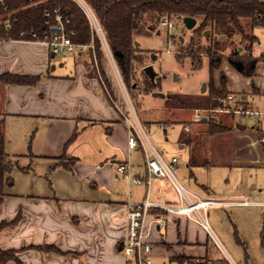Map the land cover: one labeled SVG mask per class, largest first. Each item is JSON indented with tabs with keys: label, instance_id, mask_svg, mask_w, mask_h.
<instances>
[{
	"label": "crops",
	"instance_id": "crops-1",
	"mask_svg": "<svg viewBox=\"0 0 264 264\" xmlns=\"http://www.w3.org/2000/svg\"><path fill=\"white\" fill-rule=\"evenodd\" d=\"M52 58L48 47L43 44L0 40V75L11 73L39 77L33 86L0 84V124L4 123L5 132L9 118L47 120L46 140L40 158H46L43 162H50L48 168L52 172L50 175H53L48 187L43 183H39V186L26 183L21 192L12 193L11 189L9 195L0 200V224L8 223L0 231V249L16 252V260L6 264H127L119 247L126 236L129 205L142 204L146 199L158 204L178 205L179 196L168 179L153 178L150 185L136 184L118 173L115 164L130 163L133 176L147 179L145 150L140 146L130 149L128 145L131 131L125 123L128 112L121 108L125 106L122 93L116 91L119 106L113 110L102 81L101 84L90 76L89 67L76 64L75 69L79 68V72L76 70L75 76L56 74V68L51 67L49 62ZM258 68L259 64L252 77H245L236 70L243 79L233 82L228 72L234 68L227 59H223L221 67L213 71V91L224 90L227 92L225 94L233 95L240 93L242 95L237 97L248 102L247 94L261 93L263 84L247 85L248 79L257 76ZM222 77H225V83ZM110 85L113 89V85ZM89 121L92 122L90 126L113 124L107 127L109 131L105 133V141L110 149L97 151L95 145L86 144L88 149L83 153L78 149L67 150L75 132L79 136L89 130L85 126L81 134L79 122ZM227 121L230 123L227 126L240 132L243 138L247 137L248 133H243L247 127L242 131L237 128L241 123ZM207 123L210 122L201 124ZM185 130L190 132L189 128ZM134 153H142L143 160L134 158ZM62 156L71 159L70 163L62 162L70 165V169L50 160ZM250 164L264 167L261 158L257 159L252 154ZM189 167L193 171L200 166L192 167L189 161ZM89 186L93 190L107 187L108 191L105 196H93L91 191L85 190ZM185 186L203 199L206 198L202 192L209 197L207 199H211L205 186H201L202 192ZM187 223L196 225L214 241L199 224L179 217L171 220L163 236H153L152 254L157 252L154 246L169 245L172 248L181 238L188 245V237L183 238L180 233L181 226ZM176 232L177 240L174 238ZM216 242L221 248L217 239ZM190 244L193 245V241ZM48 247L53 250H46Z\"/></svg>",
	"mask_w": 264,
	"mask_h": 264
},
{
	"label": "rangeland",
	"instance_id": "rangeland-1",
	"mask_svg": "<svg viewBox=\"0 0 264 264\" xmlns=\"http://www.w3.org/2000/svg\"><path fill=\"white\" fill-rule=\"evenodd\" d=\"M90 8L95 13L91 6ZM96 18L105 36V41L98 40L101 44V68L98 67L95 57V62L91 59V55L95 56L93 51L85 52L83 55L77 53L73 56H56L52 60L49 59L51 67L56 68V74L65 76H75L76 70L79 72V68L75 69L76 64L89 67L91 74L94 75L93 78L104 82L102 87L113 110L119 106L116 102H118L117 93L120 91L125 103V106L122 105L121 108L128 112L133 124L136 125L133 117L135 113L137 121L145 128L144 131L151 142L164 153L166 159L179 160L177 177L197 192H202L200 188L205 186L209 189L210 200L220 203V206L207 211V217L212 234L223 250L196 225L187 223L181 226L180 233L183 238L188 237V245H185L187 243L181 238V241L172 245L169 250L165 246H154L157 252L152 254L153 264H210V261L221 260L236 264H264V206L260 205L264 204V167L250 164L252 140L247 141L240 136V132L226 126L230 125L227 119L223 127H219L215 125L220 124L214 122V125H211L212 122L201 124L195 118L198 111L212 106V95L227 93L224 90L213 92L208 59L204 57L203 65L199 69H194L189 59L181 64L177 60L178 40L168 42L171 34L161 26L160 35L152 33L149 36L137 38L143 52V61L141 64H135L136 79L127 84L116 61L113 63L110 59L113 57L112 50L98 15ZM87 21L91 29L96 27V22L92 23V27L89 20ZM174 34L183 35L185 42L182 44H185L191 38L192 31L182 32L178 29ZM253 34L258 38L254 46V54L259 57L264 52V27L254 28ZM239 51L243 52L240 49ZM153 54L158 57L154 62L151 60ZM225 54L229 55L230 51H226ZM150 65H153L159 78L155 85L148 87L145 83L144 69ZM228 75L233 82L243 79L235 69L229 71ZM162 76L166 78L162 79ZM257 83L263 84L261 93L247 94V101L264 112V60L259 63L257 76L247 80V85ZM204 84H207L205 93L202 92ZM156 92H162L165 97H154L153 93ZM239 95L242 94L238 93L235 96ZM235 123L248 126V129L252 127L249 119L237 118ZM47 124L45 119L41 121L34 118L8 119L4 135L6 152L15 161L12 174L15 186L12 188V193L21 192L22 186L26 183L30 186L33 184L39 186V183H43L45 187H48L49 180L50 182L51 179L53 180V175H50L52 172L48 168L50 162H43L46 158H40L43 156ZM90 125H92L90 121L79 122L80 132L85 126H88L89 130L77 136V140L73 139V136V141L68 143L67 150L78 149L83 153L88 149L86 144L95 145L97 151L110 149L105 141V133L107 127L113 124ZM213 127L219 128L213 130ZM185 128H189L190 132H186ZM247 132L251 133L247 129L243 133L247 134ZM80 136L82 137L79 138ZM191 139L193 144H190ZM194 151L201 153L200 160L205 159L210 162V166L204 165L191 171L189 161ZM133 156L140 160L142 153H134ZM50 160L71 162L67 156ZM101 164L104 163H99ZM85 190L91 191L93 196H105L108 191L107 187L93 190L90 186ZM205 195H203L204 198H209ZM245 202L248 206L243 204ZM177 236L176 232L174 236L176 240ZM192 241L193 245L190 244ZM177 257H184V260L177 262Z\"/></svg>",
	"mask_w": 264,
	"mask_h": 264
},
{
	"label": "trees",
	"instance_id": "trees-1",
	"mask_svg": "<svg viewBox=\"0 0 264 264\" xmlns=\"http://www.w3.org/2000/svg\"><path fill=\"white\" fill-rule=\"evenodd\" d=\"M86 1L95 10L103 25L113 57L127 84L136 79L135 64H141L143 61L141 47L136 46L137 38L149 36L158 31L161 32V23L165 19L172 20L176 26V31L180 29L182 32L187 30L183 23L185 18L191 17L196 20L197 25L192 30L191 38L187 43L182 44L181 37L184 38L183 35L176 36L174 33L171 36L169 35L168 42L178 40L177 60L181 64L189 59L193 63V68L199 69L203 65L204 57L208 59L211 87L213 86V71L221 67L223 59H227L228 63L245 77L254 76L257 65L264 60L254 54V46L258 38L253 34L254 28L264 27V0ZM4 5L7 9L4 10V6L0 5V14L8 15L14 21L13 38H18L22 31H35L42 37L44 33L50 31L46 21L50 19L54 23L55 10L60 8L64 21L67 19L70 21L66 23V29L69 33H74L72 36L74 43L90 45L94 38L95 58L98 67L101 68L99 38L94 35L85 14L71 0H36L34 3L29 0H5ZM46 13H50V18L46 17ZM206 31L210 32L208 38L204 37ZM221 37L223 38L221 39ZM236 38H239V41H236ZM240 48H243L242 53H246H240ZM226 51H230V54L226 55ZM95 58L91 55L93 62H95ZM90 76L94 77L93 73ZM144 78L146 86L149 87L153 84L146 74ZM38 81L39 77L11 73L0 75L2 86H33ZM222 82L225 83V77H222ZM212 123L211 125H214ZM215 126L223 127V125ZM219 127H213V130ZM77 136L78 132H75L73 139ZM193 143L191 139L190 144ZM200 157L201 153L194 151L190 160L192 167L209 165L208 161H205V159L202 161ZM58 163L70 169V165L62 162ZM14 164L15 161L6 152L4 123L1 122L0 200L8 196L9 191L15 185L12 176ZM7 226L8 223L0 224V231ZM165 248L169 250L171 247L165 245ZM46 250L53 249L48 247ZM15 253L14 251H2L0 249V263L6 264L9 261L16 260ZM182 260H184V257L176 258L177 262ZM210 262V264H229L225 260Z\"/></svg>",
	"mask_w": 264,
	"mask_h": 264
},
{
	"label": "built area",
	"instance_id": "built-area-1",
	"mask_svg": "<svg viewBox=\"0 0 264 264\" xmlns=\"http://www.w3.org/2000/svg\"><path fill=\"white\" fill-rule=\"evenodd\" d=\"M34 3L36 0H29ZM85 14L93 27L96 22V27H93L94 35L105 41V36L97 22L95 13L91 10L90 5L85 0H71ZM5 0H0V5H4ZM56 17L54 23L46 21V25L50 27V31L44 33L41 37L37 32H24L19 34L18 38L12 37L14 21L10 16L0 14V40H16L24 43H40L48 47L50 53L56 56H73L75 54L82 55L85 52H95L94 38L90 45L76 44L72 40L74 33H69L66 29L61 9L55 10ZM46 17L50 18V13H46ZM66 18V16H64ZM161 26L168 30L172 35L176 32V26L170 19H165ZM6 35L5 37H2ZM113 58V57H112ZM111 59L114 63V59ZM112 63V66H114ZM212 106L210 108L200 110L195 115L199 123L214 122L224 124L225 120L229 119L235 123L237 118L249 119L252 122V127L247 130L245 139L251 141V154L255 158H261L264 165V112L259 108L253 107L249 102L244 101L231 93L224 95L212 96ZM136 125L133 124L129 117H126L125 123L129 126L131 135L128 145L130 149L141 147L145 150L147 159V179L144 180L137 175H132L130 163L115 164L119 174L126 177L136 184L145 183L151 184L153 178L168 179L174 186L178 196V205L158 204L146 199L142 204H131L126 214V236L121 244V252L125 255L127 264H153V236L155 234H165L169 228L172 219L186 217L189 221L199 224L210 236L214 238L212 230L207 218V211L217 205L219 202L203 199L199 194L187 188L177 177L176 171L179 169V160L173 158L166 159L164 154L159 151L151 142L148 134L144 131V127L137 121L136 114L133 113ZM248 206V203H243ZM264 206V204H260ZM163 236V235H162ZM217 243V242H216ZM229 264H236L232 261Z\"/></svg>",
	"mask_w": 264,
	"mask_h": 264
},
{
	"label": "water",
	"instance_id": "water-1",
	"mask_svg": "<svg viewBox=\"0 0 264 264\" xmlns=\"http://www.w3.org/2000/svg\"><path fill=\"white\" fill-rule=\"evenodd\" d=\"M183 23H184L185 28H186L188 31H192V30L196 27V25H197L196 20L193 19V18H191V17H187V18H185V19L183 20ZM160 34H161V32L158 31V32H157V35H160ZM209 35H210V32H209V31H206V32L204 33V37H205V38H208ZM222 38H223V37H221V39H222ZM236 41H239V38H236ZM181 42H182V43L185 42V40H184L183 37H181ZM136 46H140V44L137 42V43H136ZM240 50H242V49L240 48ZM52 57L54 58V55H52ZM260 57L264 59V52L261 53ZM151 60H152L153 62L156 61V60H157V55H154V54H153V55L151 56ZM144 73L150 78V80H151L152 82L155 83V80H156V78H157V76H158V73L155 71L153 65H150V66L146 67V68L144 69ZM163 78H166V76H163ZM134 88H135V86H134ZM206 88H207V84H204V86H203V90H202L203 93H205ZM153 96H154V97H164L165 95H164L163 93H161V92H158V93L156 92V93H153ZM168 97L170 98V95H168ZM244 99H245V98H244ZM203 122H206V119H204ZM237 128H238L239 130H242V131H243V130L246 129V126H244V125H242V124H238V125H237ZM121 250H122V246L120 245V247H119V251H121Z\"/></svg>",
	"mask_w": 264,
	"mask_h": 264
},
{
	"label": "flooded vegetation",
	"instance_id": "flooded-vegetation-1",
	"mask_svg": "<svg viewBox=\"0 0 264 264\" xmlns=\"http://www.w3.org/2000/svg\"><path fill=\"white\" fill-rule=\"evenodd\" d=\"M95 48H96V46H95ZM95 53V52H94ZM95 57V56H94ZM158 58V57H157ZM147 76V75H146ZM148 77V76H147ZM149 78V77H148ZM159 78V75L157 76V78H156V80H155V83L154 82H152L154 85L157 83V79ZM150 79V78H149ZM162 79H163V76H162ZM162 93V92H161ZM165 97V96H164Z\"/></svg>",
	"mask_w": 264,
	"mask_h": 264
}]
</instances>
